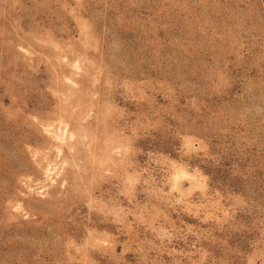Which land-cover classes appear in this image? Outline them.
I'll list each match as a JSON object with an SVG mask.
<instances>
[{"label":"rangeland","instance_id":"374dc122","mask_svg":"<svg viewBox=\"0 0 264 264\" xmlns=\"http://www.w3.org/2000/svg\"><path fill=\"white\" fill-rule=\"evenodd\" d=\"M0 264H264V0H0Z\"/></svg>","mask_w":264,"mask_h":264}]
</instances>
